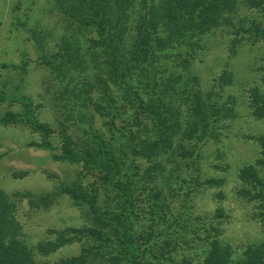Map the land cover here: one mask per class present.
I'll list each match as a JSON object with an SVG mask.
<instances>
[{"label":"rangeland","instance_id":"1","mask_svg":"<svg viewBox=\"0 0 264 264\" xmlns=\"http://www.w3.org/2000/svg\"><path fill=\"white\" fill-rule=\"evenodd\" d=\"M244 4L234 16L235 28L213 29L192 49L180 45L169 50L163 66L157 68L171 76L166 88L162 82L165 95L173 96L166 104L182 103L176 75L183 65L192 79L186 91L196 87L213 113L210 139L194 154L195 165L186 167L191 162L177 158L178 162L168 164L173 174L155 171L156 180L151 182L147 173L151 165L134 155L118 161L119 171L113 173L109 158L113 76L95 82L98 60L90 39L96 37V30L78 20L70 24L56 0H0V194L7 199L6 210L18 226L20 240L36 261L54 264L91 244L78 241L47 256L38 249L69 227H99L91 203L112 222L104 232L110 241L94 243L102 246L107 257L132 259L124 255L115 236V229L124 231L122 216L129 223L131 256L142 263L149 261L150 247L158 253L163 246L174 217L181 222L174 226L168 250L176 260L187 257L201 262L208 239L216 236L231 249L230 264H238L248 247L264 244V179L258 186H249L238 176L242 167L260 158L256 139L264 135V119L250 109L252 90H258L259 102H264V10H250ZM73 37L79 50L72 43L73 57L56 60L54 53L63 46V38ZM96 103L106 110H98ZM42 125L48 128L41 129ZM65 136L88 151V160L53 158L60 155ZM177 166L178 172L172 168ZM208 178L219 179L220 184H206ZM113 179H120L122 186L113 188ZM66 188L84 193L90 204L75 202L63 193ZM166 201L171 210L165 218L162 204Z\"/></svg>","mask_w":264,"mask_h":264},{"label":"trees","instance_id":"2","mask_svg":"<svg viewBox=\"0 0 264 264\" xmlns=\"http://www.w3.org/2000/svg\"><path fill=\"white\" fill-rule=\"evenodd\" d=\"M242 1L250 10L261 8L264 10V0H69V2L56 0L62 14L69 17L70 24L78 20L80 24L96 30V37L90 39L91 44L93 43L90 48L96 55L94 58L98 60L95 82L102 77L113 76V140L110 142L113 150L109 154V158L113 159V173L119 171L118 161L124 162L130 155L140 157L151 165L147 169L151 182L156 180L153 175L155 171L173 174L168 164L178 162V159L191 162L185 165L186 167L195 165L194 154L198 155L201 143L210 139L209 121L213 112L209 111L208 104L203 101L202 94L196 87L186 91L192 79L186 76L188 69L183 65L180 66L182 73L176 75V80L182 88L180 91L182 103L166 104L167 98L173 96L165 95L162 82L166 88L165 83H168L171 76H165L157 68L163 66L162 60L169 50L180 45L187 50L192 49L196 46V40L213 29L227 26L235 28L234 16L239 7H243ZM75 38L67 40L63 38V46L59 45L54 53L56 60L73 57L72 43L77 44L79 50V43L74 40ZM33 40L39 47L35 35ZM100 51L104 56L98 54ZM187 54L185 52V55ZM176 55L181 58L183 53L179 52ZM187 59L183 61L184 64L189 61ZM68 62L72 63L73 60L70 59ZM258 93V90L251 91L250 109L255 117L264 119V102H259ZM165 105H169V108L166 109ZM96 106L98 110H106L100 104L96 103ZM99 115L106 116L105 113ZM123 117L124 122L120 123ZM40 128L48 127L42 125ZM256 140L261 149L260 158L254 164L242 167L238 173L239 179L249 186L260 185L264 179V135L257 137ZM60 152V155H53V158L79 162L88 160L87 158L91 156L88 151L79 149L69 136L64 137ZM172 168L179 171V166ZM121 183L120 179H113V188H120ZM206 184L218 185L220 181L208 178ZM74 190L66 188L63 193L79 204H86L88 202L86 195L84 193L77 195ZM243 194L249 193L244 191ZM6 200L0 194V264H44L36 261L32 250L20 240L18 226L6 210ZM150 202L152 205L149 206L152 208L155 205L152 193ZM94 205L91 203L90 207L95 210L93 214L96 216L93 215V220L99 227L85 225L78 228L69 227L66 232L60 233L63 234V238L60 236L57 240L43 242L38 248L41 254L47 256L64 246L87 240L91 244L83 246L79 254L61 258L54 264L231 263V249L223 246L217 236L208 239L207 255L201 262H195L187 257L179 260L171 257V251L168 250L170 238L176 233L174 226L181 222L180 218L176 217L171 219L169 225L172 230L167 233L158 253L150 247L147 250L150 259L142 263L135 256H131L129 235L126 232L129 223L122 216L124 231L119 232L115 229V236L120 248L124 249V255L127 254L132 259L126 261L113 254L112 257H107L108 255L105 256L101 251L102 246L96 244L110 241L104 232L105 227L112 222L102 218ZM162 205H164L162 213L166 218L171 207L167 201ZM100 220L104 223L100 224ZM138 237H141V234H138ZM238 264H264V244L248 247L244 258Z\"/></svg>","mask_w":264,"mask_h":264}]
</instances>
